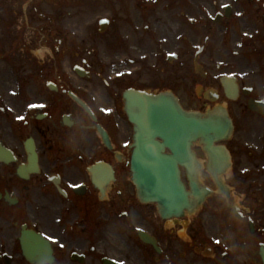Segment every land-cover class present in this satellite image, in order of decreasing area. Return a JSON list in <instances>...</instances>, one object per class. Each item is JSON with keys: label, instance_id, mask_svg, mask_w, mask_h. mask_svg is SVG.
I'll return each mask as SVG.
<instances>
[{"label": "flooded vegetation", "instance_id": "flooded-vegetation-1", "mask_svg": "<svg viewBox=\"0 0 264 264\" xmlns=\"http://www.w3.org/2000/svg\"><path fill=\"white\" fill-rule=\"evenodd\" d=\"M21 1L0 0V11H23ZM130 11L117 20L116 64L96 69L83 59L84 78L60 59L54 43L68 38L55 21L46 31L37 23L34 48L47 45L38 54L23 45L27 23L8 21L0 48V146L9 155H0V264H264V71L238 79L230 99L215 66L230 53L223 48L237 20L253 42L249 22L264 18L263 0H135ZM196 56L206 75L199 82L187 71ZM196 87L193 101L188 91ZM130 90L174 96L187 111L225 107L233 120L224 189L208 171L203 140L191 141L197 181L211 190L194 211L164 218L157 204L140 200L130 161L145 127L129 117ZM139 102L136 114L146 111ZM154 139L167 155L182 149L180 138Z\"/></svg>", "mask_w": 264, "mask_h": 264}, {"label": "rangeland", "instance_id": "rangeland-1", "mask_svg": "<svg viewBox=\"0 0 264 264\" xmlns=\"http://www.w3.org/2000/svg\"><path fill=\"white\" fill-rule=\"evenodd\" d=\"M133 2V0H22L20 4L24 6L23 11L16 10L13 14L0 11V48L9 41L8 21L13 17L27 23L21 33L22 36H25L23 45L29 51L33 48V52L36 54L46 50V43L43 48H34L36 46L35 40L37 41L39 36L37 23L44 21L46 31L49 27L48 21L52 20L55 21L53 26L55 30H59V35L61 37L65 35L68 38H56L54 43V46L60 47V59L66 67L68 66L67 62L79 64L83 59H86L88 67L101 69L109 62L105 59L106 51L112 52L110 53L112 57L110 62L115 65L117 61L114 54L117 44L116 37L118 36L117 20H119L122 10L126 15L125 18H130L128 15L131 14L129 10L132 9ZM250 10L255 11L254 5L251 4ZM260 14L264 15V13ZM102 19L111 20V26L104 34L100 33L99 23ZM249 24H251V31L254 34L253 42L255 40L256 42L252 45L253 42L244 41L241 43V40L246 39L248 34L244 21L237 20L233 41L230 44H225L223 48L224 52L229 51L230 53L221 54L217 63L215 62V66H219V69L222 70L221 75L235 74L242 79L243 83L246 82L245 79L248 74L256 76L264 71V18L260 16L256 21L249 22ZM44 35L47 36V33ZM68 44L71 51L68 49ZM247 44L250 45L247 46ZM215 46L216 48L219 47L218 44ZM193 61V59L188 60L187 71L199 82L200 78L195 73ZM98 82L97 80L92 81L94 84ZM195 95L196 91H188V97L193 101L198 100Z\"/></svg>", "mask_w": 264, "mask_h": 264}, {"label": "water", "instance_id": "water-1", "mask_svg": "<svg viewBox=\"0 0 264 264\" xmlns=\"http://www.w3.org/2000/svg\"><path fill=\"white\" fill-rule=\"evenodd\" d=\"M135 98L146 111L138 115L130 113V116L140 120L144 124L145 133L149 134L145 140L144 133L140 140L141 144L136 147L132 158L133 178L138 183L140 197L145 202H156L163 216L180 215L185 209L190 210L193 207L191 196L202 199L208 191L200 190L192 179L193 157L190 152L176 150L175 155H167L163 151V144L154 139L155 135L160 133L164 137H172V143L176 138H181L179 142L182 141L180 146L183 149L189 147L193 138L202 137L207 141L212 163L220 164L223 161L221 160L223 147H216L213 142L226 138V134L232 130V122L227 118L224 120L202 118L183 112L175 101L167 102L166 97L150 98L138 94ZM160 124L172 126L168 130L169 133L163 131L161 127L158 129ZM225 158L226 167H229V157ZM180 164L188 168L192 192L187 191L182 181ZM209 170L219 182L218 174L222 172L221 168L210 166Z\"/></svg>", "mask_w": 264, "mask_h": 264}, {"label": "snow or ice", "instance_id": "snow-or-ice-1", "mask_svg": "<svg viewBox=\"0 0 264 264\" xmlns=\"http://www.w3.org/2000/svg\"><path fill=\"white\" fill-rule=\"evenodd\" d=\"M105 111H111V109H105ZM20 119H23V117H20ZM219 242V241H217Z\"/></svg>", "mask_w": 264, "mask_h": 264}, {"label": "bare ground", "instance_id": "bare-ground-1", "mask_svg": "<svg viewBox=\"0 0 264 264\" xmlns=\"http://www.w3.org/2000/svg\"><path fill=\"white\" fill-rule=\"evenodd\" d=\"M188 169V168H187Z\"/></svg>", "mask_w": 264, "mask_h": 264}]
</instances>
